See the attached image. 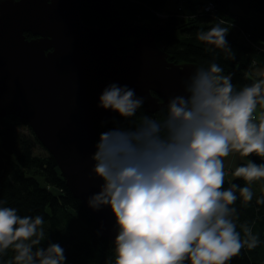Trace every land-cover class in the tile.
I'll return each mask as SVG.
<instances>
[{
	"label": "clouds",
	"instance_id": "9594fccd",
	"mask_svg": "<svg viewBox=\"0 0 264 264\" xmlns=\"http://www.w3.org/2000/svg\"><path fill=\"white\" fill-rule=\"evenodd\" d=\"M228 33L218 21L196 39L234 59ZM232 79L216 62L200 67L182 81L183 94L168 97L159 119L144 114L138 123L131 118L145 97L116 83L102 91L98 107L127 124L102 131L91 157L90 178L103 183L87 202L93 210L112 211L114 264H229L242 249L260 245L250 227L241 226L243 236L237 231L235 204L250 202V185L264 181V163L248 159L264 160V70L238 91ZM230 155L246 163L231 171L225 188ZM44 225L42 215L20 216L0 206V255L14 253L6 264H65L58 243L41 247Z\"/></svg>",
	"mask_w": 264,
	"mask_h": 264
},
{
	"label": "water",
	"instance_id": "95a60500",
	"mask_svg": "<svg viewBox=\"0 0 264 264\" xmlns=\"http://www.w3.org/2000/svg\"><path fill=\"white\" fill-rule=\"evenodd\" d=\"M84 10L109 26L87 25ZM164 28L130 20L113 0H0V117L29 124L113 245L111 209L87 202L103 183L90 178L99 128L115 114L98 107L99 97L112 83L127 85L156 114L169 96L183 94L182 81L202 66L171 62L156 42ZM127 39L132 50L121 54L117 42Z\"/></svg>",
	"mask_w": 264,
	"mask_h": 264
},
{
	"label": "trees",
	"instance_id": "16d2710c",
	"mask_svg": "<svg viewBox=\"0 0 264 264\" xmlns=\"http://www.w3.org/2000/svg\"><path fill=\"white\" fill-rule=\"evenodd\" d=\"M209 2L214 6L212 10H206ZM113 3L132 21L165 26L156 42L173 63L191 62L207 69L210 63L216 62L223 68L224 75L232 74L237 91L252 83L255 68L264 70V50L259 47L264 45V0H113ZM233 7L241 8L247 16H256L260 21L249 19L239 24L232 15ZM80 15L87 25L109 26V22L96 12L84 10ZM218 21L229 28L226 39L235 53L234 59L196 39L198 31L209 30ZM26 36L32 38L29 33ZM117 46L119 53H128L133 43L121 40ZM144 114L156 119L163 115L160 111L152 114L142 109L131 119L138 123ZM104 122L107 123L101 124L99 135L112 128L115 122L126 124L116 113ZM19 125L28 128L29 133L21 132ZM98 139L99 136L97 142ZM38 144L41 145L24 120L17 116L0 117V201L4 202L0 206L16 208L20 216L42 215L47 239L41 247L46 249L49 243H58L64 249L65 264H114L113 243L100 235L91 212L72 195L55 158L43 145L46 153H35ZM248 159L264 163L256 156ZM240 162L239 165L246 160ZM232 180L226 179L225 188ZM233 182L244 186L241 180ZM262 183L264 186V181ZM262 196L264 190L253 195L246 204L240 199L235 204L239 213L237 231L243 236L241 226L250 227L259 235L260 245L253 250L242 249L229 264H264V204H257ZM13 256L9 249L0 255V264H6Z\"/></svg>",
	"mask_w": 264,
	"mask_h": 264
},
{
	"label": "rangeland",
	"instance_id": "374dc122",
	"mask_svg": "<svg viewBox=\"0 0 264 264\" xmlns=\"http://www.w3.org/2000/svg\"><path fill=\"white\" fill-rule=\"evenodd\" d=\"M231 10H232V15L235 16V18L238 20V23H239V24H242L245 20H249V19H253V20H258V21H260L256 16H252V15L247 16V15L243 12V10H242L241 8L233 7V8H231ZM185 16H187V14L183 15V18H185ZM259 47L262 48V50H264V45H263V46L260 45ZM258 114H259V112H257V115H258ZM157 119H159V118H157ZM18 129H19L21 132L25 133V134L29 133V132H28V128H26V127L23 126V125H19V126H18ZM35 153H36V154H39V153H41V154H45L46 151H45V148H44V147H42L40 144H38V146H37V148H36V150H35ZM227 159H230V162H227ZM231 159H232L231 157H227V158H225V165H227V166H226V170H227L228 173H229V174L226 176V179H227V180H230V179L232 178V176H231V171H233L234 168H235L236 166H238V165L241 163L240 161L232 162ZM242 162H243V161H242ZM262 182H263V181H256V182H253V183L250 185V187H251V189H252L254 195L257 194L258 192L264 190V186H263V183H262ZM67 264H68V263H67Z\"/></svg>",
	"mask_w": 264,
	"mask_h": 264
},
{
	"label": "crops",
	"instance_id": "0c3cea01",
	"mask_svg": "<svg viewBox=\"0 0 264 264\" xmlns=\"http://www.w3.org/2000/svg\"><path fill=\"white\" fill-rule=\"evenodd\" d=\"M257 69H261V68H255L254 70L256 71ZM261 70H263V69H261ZM259 112H260V110H259ZM229 157H231L232 159H231V161L232 162H236V161H245V160H242V159H240L238 156H236V155H230ZM227 162H230V159H227ZM227 166V165H226Z\"/></svg>",
	"mask_w": 264,
	"mask_h": 264
},
{
	"label": "built area",
	"instance_id": "2783aa9c",
	"mask_svg": "<svg viewBox=\"0 0 264 264\" xmlns=\"http://www.w3.org/2000/svg\"><path fill=\"white\" fill-rule=\"evenodd\" d=\"M213 8V4L209 2L206 10H212Z\"/></svg>",
	"mask_w": 264,
	"mask_h": 264
}]
</instances>
